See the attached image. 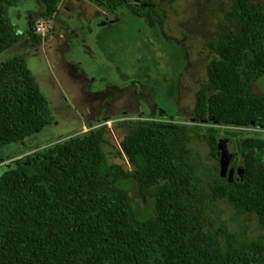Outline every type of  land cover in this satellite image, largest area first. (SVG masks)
<instances>
[{"label": "trees", "instance_id": "1", "mask_svg": "<svg viewBox=\"0 0 264 264\" xmlns=\"http://www.w3.org/2000/svg\"><path fill=\"white\" fill-rule=\"evenodd\" d=\"M103 7L122 2L153 28L162 22L154 0H91ZM0 0V52L17 37ZM50 19L59 0H42ZM236 31L205 43L207 80L195 95L193 118L234 138L242 177L218 178L212 195L234 209L255 213L264 225V139L243 133L264 129V95L253 92L264 75V0H230L226 14ZM29 21L33 42L40 37ZM213 117V120H209ZM53 122L48 101L23 57L0 62V146L40 132ZM215 122V124H214ZM186 125L143 120L120 141L137 164V178L154 193L156 219H141L120 178L105 169L100 129L69 136L11 163L0 174V264H264V241L233 235L222 248L217 234L196 220L201 192L186 157ZM219 159L218 137L209 135ZM238 166V167H239ZM161 180H163L161 182Z\"/></svg>", "mask_w": 264, "mask_h": 264}, {"label": "rangeland", "instance_id": "2", "mask_svg": "<svg viewBox=\"0 0 264 264\" xmlns=\"http://www.w3.org/2000/svg\"><path fill=\"white\" fill-rule=\"evenodd\" d=\"M153 5L163 17L153 28L122 2L107 8L91 0H59L50 19L41 16L42 0L5 5L17 41L0 52V62L23 57L48 101L53 122L0 146V174L58 140L100 129L105 169L120 178L118 185L129 192L138 217L155 220L158 185L147 186L137 178V164L125 156L120 141L134 134L143 120L183 123L189 133L186 157L201 185L193 203L196 220L217 234L222 248L229 235L238 241H264V225L255 213L238 211L212 195L219 164L207 137H227L230 151L236 147L234 138L193 118L195 95L206 83L211 58L205 43L219 32L237 30L226 16L230 0H154ZM30 20L38 42L29 36ZM252 90L264 95V75ZM243 133L264 139V129L250 127Z\"/></svg>", "mask_w": 264, "mask_h": 264}, {"label": "water", "instance_id": "3", "mask_svg": "<svg viewBox=\"0 0 264 264\" xmlns=\"http://www.w3.org/2000/svg\"><path fill=\"white\" fill-rule=\"evenodd\" d=\"M209 120H213V117H209ZM206 122V121H204ZM215 124V122H214ZM228 138H219L217 143V148L219 150V176L226 177L229 182L234 180V174L236 176L242 177L243 170L240 167H235V165L231 164V159L233 153L228 148Z\"/></svg>", "mask_w": 264, "mask_h": 264}, {"label": "flooded vegetation", "instance_id": "4", "mask_svg": "<svg viewBox=\"0 0 264 264\" xmlns=\"http://www.w3.org/2000/svg\"><path fill=\"white\" fill-rule=\"evenodd\" d=\"M234 165V164H233Z\"/></svg>", "mask_w": 264, "mask_h": 264}]
</instances>
